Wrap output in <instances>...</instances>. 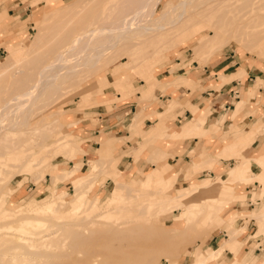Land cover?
<instances>
[{
	"label": "rangeland",
	"instance_id": "obj_1",
	"mask_svg": "<svg viewBox=\"0 0 264 264\" xmlns=\"http://www.w3.org/2000/svg\"><path fill=\"white\" fill-rule=\"evenodd\" d=\"M1 1L2 0H0V2ZM70 1L72 0H54V3L48 4V0H31L29 2L24 0V7H31V12L23 17V20L27 22V27L25 28L26 31L18 30L13 35H5L10 41L13 42L15 39L17 41L15 44H10V50L13 51H9L3 46L4 52L0 54V64L10 55L15 61H19L23 57L25 52L24 49H27L33 38L36 36L38 26L45 13L59 7L61 2L62 4H66ZM182 1L183 0H161L160 6L154 16L159 17L162 12L168 13L171 7L178 5ZM259 1L260 0H257L256 3L260 4ZM255 7L257 8L259 6L255 5ZM1 10L2 7H0V11ZM257 13L259 16H264V6L263 8H260V11ZM174 15V13L171 14L172 17H175ZM10 22L16 24V19H12ZM206 28L207 29H205L203 24L193 26L192 32L197 35L195 39L190 40L187 38L186 41L181 42L182 44L179 45L174 41L172 42L173 47L171 45L167 46L169 50H162L161 52L156 53V58L149 60L151 65L148 73H153V75H156L159 80L158 86L155 90L156 94L154 93V96L146 97L143 93V90L148 87L147 83L149 82L141 75L144 69L142 71H137L136 69L129 67L128 64L132 58L130 55L126 54L127 52H123L122 56L118 54L110 59L111 63L113 60L114 62L112 64L110 63L111 65L106 71L98 73L92 78L82 75L81 78L83 82L77 84L72 92L65 95V97L72 95L70 96L71 98L67 97L68 100H62L57 107L48 110L47 115H52L53 113L58 112L59 116L57 115L56 118L63 124L58 129L59 132H57L58 130L56 131V136L55 132H47L48 137L46 138V133L45 136L38 135L37 137H33L36 142H44V148L42 147L39 150V156H44L42 164L33 165L25 172L16 176L9 184L10 191L6 189L0 192V212L7 208H21L14 211L12 214H0V264H14L12 257L16 255L18 256L22 253H26L31 258H38L36 261H31L28 264H90L93 256L99 257L100 262H98V264H147L149 260H151L150 264H195L197 253L201 252V254L208 256L209 254H214L222 249L221 247V249L219 248L214 252H209L208 248L204 249V242L211 233L220 228L225 222L229 224L227 230L229 238L234 236V239L231 242H229V239L224 244L226 246L225 251L228 250L229 252H234V241L237 235L244 232L248 223L255 217L251 214L245 216L244 219H241L236 225H231L230 220L237 214L232 211V208L236 203L231 202L227 208V202L236 199L234 194L237 193L238 189H235V185L236 188H239L241 187V183L248 184V182L233 180V182L229 183L230 189H224L222 186H217L220 174L211 177L212 175L208 172L203 173L199 175V178L207 179L206 183L208 185L210 184L205 191H212L204 193L201 189L203 198L198 201L201 198V195L197 194L193 197L192 201L198 202L189 203L187 201L188 197L183 198L182 200H173L172 190L170 188H173V192L176 195H191V193L196 191L193 190L188 193L181 189V191H177V193L175 192V184H173V182L179 173L180 166L171 172H166L165 181L162 183H151L150 172L155 174L152 169L159 166L160 161L157 156L163 149L154 151V154L158 153L156 156H152L155 159L151 156L150 158L152 159H148L154 167L144 171L145 173L143 177V172L137 173L136 178L134 179L133 175L126 172L123 173L117 168L118 162L123 157L117 156L120 158L119 161H114L115 159L112 160L110 154L111 152L115 153L114 148L116 143H112L110 146L109 142L103 139L99 142V151L98 149L95 151L96 153L98 152L97 158L94 160L88 158V164L86 161H84V165L82 164L84 159L83 155L87 154L82 148L83 141L79 136V132L83 126L78 121L85 117L84 113L86 110L95 106L94 103L100 104L105 102V99L102 101L101 99L96 98L104 91L112 93V101H109L108 104H106L108 108H110L113 103L119 104L125 101H130L136 93H143L144 100L147 102L158 101L159 94L165 96V93L169 89L187 85V80L189 79V75L186 74L177 77H165L160 80L167 74L166 71H169L170 74H180L187 70L185 67L193 62L197 63L198 67L202 68L204 65L208 64L213 57L224 52L236 54L237 57L243 61L242 64L255 65L258 67L264 66V52H261L256 56L253 54L254 52L250 50L248 51V49L251 48L249 46L252 45V43H250L248 39H245V37H239L240 39L236 38L237 40H235L234 37H226L227 39L219 38L212 43L214 46L209 49V52L207 51V53H205L206 55L203 54L202 56L201 54H194L192 50L205 42L207 37L212 34L210 28L208 26H206ZM257 31L259 33L263 32L264 34V24L260 26ZM263 34L261 36H263ZM19 35H21L20 40ZM239 40L240 42H238ZM246 40H248L249 44ZM244 44H248L249 46L247 45L248 47H246ZM258 46L264 49V37L260 39ZM151 69H154V71ZM10 78L11 76L8 74L6 77L0 79L1 101L2 97H6V94L8 96L9 89L6 90V88L10 85ZM106 82H112V84L108 85L104 91H101L103 88L102 85H105ZM118 82H122L121 85L114 88L115 84ZM129 84L135 86L142 85L137 88L132 97L119 100L118 95L125 97V88ZM87 86H89V89L83 91ZM4 89L8 92H3ZM170 104L171 101L169 100V107ZM172 108L173 106H171V109ZM161 117L163 116H159V120H161ZM153 131H151L150 134ZM166 133L167 132L160 130L162 137H165ZM138 136L141 137L140 135L134 137ZM253 136L254 134L251 136L250 142L253 141ZM145 137L146 136L141 138L145 140V143H150L151 136L149 138ZM68 140L70 142H67ZM73 144L75 146L77 144L80 149H77ZM1 145L3 144H0V147H2ZM137 145L141 146L142 144L139 142ZM156 151L157 153H155ZM191 157L192 162L197 163L201 167L197 173L204 169H213L215 163H211V157L200 154V158L197 159V157H195V152ZM153 159L155 160L154 162L152 161ZM79 162L82 163L79 164ZM245 163L246 160L237 161V164L235 161V163H231L230 166L236 164L235 167L237 166L238 169L241 170ZM160 165L164 166L165 164L160 163ZM76 167L81 168V171L76 177H73L70 173L75 170ZM114 172L119 174L121 182H125L127 185L125 189L122 190L121 187L117 188V182L114 181L116 179ZM68 173L70 178L64 177L55 185H52L51 181L53 179H60L63 175ZM221 176V178H225L226 173L224 172ZM90 180L91 183L87 184ZM108 180H110L111 183L108 182L107 184ZM187 180L189 181V177L186 178V181ZM248 180L249 182H254L260 180V178L258 175L253 176L250 174ZM85 181H87V183ZM202 181L198 184H201ZM144 182L147 183L144 185ZM170 182H172L171 186L168 185ZM189 182L192 183V181ZM80 184L81 186H84L82 189L86 192L83 200L89 201L86 202L83 208L76 211L72 209H75L77 204L68 201L74 199L75 191L79 188ZM201 187H203V185ZM212 187H214V189ZM130 188L135 189V192L130 193ZM115 189H117L116 191H120L117 192V195L118 197L122 195V201L113 205L112 208L114 210L107 213L110 209L106 208L109 205L108 200L111 198ZM147 189L158 193V195L155 197V200H149V203L156 205L152 208L144 209L146 210L144 211L142 208L146 205L145 197H148L147 191L150 193ZM159 189L162 190L161 193H159ZM138 190H140V192L146 190L143 193L147 196H143V193H138ZM257 190L258 187L251 193L255 192L259 195L262 190L261 186L259 187L258 192ZM60 193L64 194L62 195ZM66 193L67 195L65 196ZM64 197L67 201H64ZM94 200L96 206L99 207L95 212L91 207L92 201ZM217 200L225 202L222 208H218L219 203ZM60 201L62 203H67V207L60 211L50 213L48 207L42 208L39 212H36L33 209L25 210L26 207L34 204L41 205L45 203L53 205ZM183 201L185 204L178 210L171 209L164 215H156L158 212L161 213L166 205L173 208L177 205L183 204ZM195 204H197L200 209L198 207L190 206ZM244 205L246 204L244 203ZM252 208L260 209L261 206H258V203H254ZM152 214L153 216L151 217ZM181 214L182 218L180 217ZM155 215L157 217H155ZM37 216H42V219L49 220L46 228L40 229L43 234L56 232L55 237H57V239L50 249H46L38 242H36L35 247H30L27 245L23 246V242L18 241L19 236H28L23 231L18 230L20 224L26 219ZM188 217L191 218V220L185 222V218ZM255 219L257 220V223H262L264 225L263 218L258 217ZM256 234H262L264 236L263 227L256 230L254 235ZM254 235H252L251 238ZM243 236L245 241L243 247H247L246 250L250 249L253 253V250L259 247L260 242H256V245L254 244L249 248V245H246L249 234L245 231ZM225 239H227V237ZM21 247H23L24 250H22ZM252 259H255L256 263L262 264L264 260V249L262 251H256V253L253 254ZM217 261L218 259L209 256V259L203 264H218ZM234 263H236V261H233L231 264ZM17 264L24 263L21 261Z\"/></svg>",
	"mask_w": 264,
	"mask_h": 264
},
{
	"label": "bare ground",
	"instance_id": "obj_2",
	"mask_svg": "<svg viewBox=\"0 0 264 264\" xmlns=\"http://www.w3.org/2000/svg\"><path fill=\"white\" fill-rule=\"evenodd\" d=\"M256 1L183 0L178 5L171 7L168 13L162 12L159 17L154 15L160 6L161 0H72L66 4L61 2L59 7L46 12L38 26L36 36L27 49H24L23 57L19 61H15L10 55L0 64V79L8 74L11 76L9 87L7 86L6 88L4 86L6 90L9 89V92L5 91V89L3 91L5 93L8 92V96L6 94V97H2V101L0 99V144L5 145L0 147V192L6 189L10 191L9 184L16 176L33 165L42 164L44 156H39V150L44 146V142H36L33 137L38 135L45 136V133L46 135L48 134L47 132H55L56 136V133L59 132L58 129L63 124L56 118L58 112L47 115L48 110L57 107L62 100H68L67 97L72 96L68 95L65 97V95L75 89L77 84L83 82L82 75L92 78L96 74L106 71L114 62L113 60L111 63L110 59L115 55L120 54L122 56L123 52H127L126 54L132 58L128 66L137 71L144 69L141 74L144 76L150 69L149 60L156 58V53L162 50H169L167 46H172L174 41L179 45L182 44L181 42L186 41L187 38L190 40L195 39L197 35L192 32V27L198 24H203L205 29L208 26L212 34L207 37L205 42L192 50L196 55H206L205 53L209 52V49L214 46L213 42L219 38L227 39L228 37H234L235 40L239 37L248 39L252 45H248V40H246L248 44L244 45L251 47L248 51L254 52L253 54L256 56L264 52V49L258 46V42L264 37V34L257 31L264 24V16H259L257 13L260 8H263L264 0H260V4L256 3ZM52 3H54V0H48V4ZM255 5L259 7L256 8ZM173 13L175 17L171 16ZM262 34L263 36H261ZM88 87L83 91L89 89ZM156 131L159 130L155 129ZM67 142L70 141L68 140ZM73 146L75 145L73 144ZM75 147L80 149L77 144ZM162 149L161 154L159 153L157 156L160 163H163L168 157L165 149ZM157 154L154 155L156 156ZM154 159L152 160L153 162L155 161ZM112 160H114L113 156ZM160 163L158 167L152 169L155 174L150 172V178L153 181L151 183H162L165 181L166 172L171 170V165L165 164L161 166ZM80 171L81 168L76 167L75 170L71 171L70 175L76 177ZM114 173L116 175L114 181L117 182V188L125 189L127 187L125 182H121L119 174ZM237 173V169L228 172L227 180L224 181L222 186L224 189H228L229 183L238 177ZM64 177L70 178L69 173L63 175L60 179H53L51 181L52 185H55ZM87 181L85 182L87 183ZM206 182L207 180H204L203 187L200 188L204 193L212 191H205L210 185ZM240 182L242 181L240 180ZM90 183L91 180L87 184ZM145 183L147 182H144V185ZM171 184L172 182L168 185L171 186ZM82 187L84 186L80 184L75 191L74 199L68 201L77 204L75 209L70 208L72 210L77 211L83 208L86 202L89 201L83 200L86 192ZM170 188L173 200H182L190 195H176L173 192V188ZM212 188L214 189V187ZM116 190L113 191L111 198L108 200L109 205L106 208L110 209L107 213L114 210L112 208L113 205L122 201V195L119 198L117 195L119 190ZM129 190L130 193L135 192L133 188ZM145 191L142 190L140 192L138 190V193L141 194ZM161 191L159 189V193ZM60 194L63 195L64 193ZM145 195L143 193V196ZM147 195L148 197H145L146 205L142 210L156 205L149 203V200H155L158 193L153 191L149 193L147 191ZM63 199L67 201L65 197ZM217 201L219 203L218 208H222L225 203L220 200ZM184 204L185 202L183 201V204L173 208L166 205L165 209L156 215H164L171 209L178 210ZM190 206L199 208L197 204ZM46 207L51 213L66 208L67 203L60 201L53 205L45 203L41 205L34 204L26 207L25 210L33 209L39 212V210ZM91 207L94 212L99 209L95 204V200L92 201ZM18 209L21 208H7L0 214H12ZM156 215L155 217H157ZM180 217L182 218V214ZM244 217L245 215L236 214L230 220L231 225H236ZM261 218H263L264 222V217ZM190 220L191 218L189 217L185 218V222ZM48 221L42 219V216L26 219L20 224L18 230L23 231L28 236H19L18 241L23 242V246L27 245L30 247H35L36 242H38L46 249H50L57 239L55 237L56 232L43 234L42 230H40L46 228ZM258 237L264 236L256 234L251 239L256 240ZM233 239L234 236L230 238L229 242ZM259 242L261 243L262 241ZM21 249L24 250L23 247ZM225 249L226 246L224 245L221 250L208 256L201 254V252L197 253L195 264L205 263L209 256L219 259ZM12 258L14 264L21 261L24 264H28L38 259L31 258L26 253ZM98 262H100L99 257L93 256L90 264H98ZM150 263L151 260L147 264ZM262 264H264V260Z\"/></svg>",
	"mask_w": 264,
	"mask_h": 264
},
{
	"label": "crops",
	"instance_id": "obj_3",
	"mask_svg": "<svg viewBox=\"0 0 264 264\" xmlns=\"http://www.w3.org/2000/svg\"><path fill=\"white\" fill-rule=\"evenodd\" d=\"M0 7H2L0 11L1 54L4 52L3 46L13 51L10 50V44H15L17 40L12 42L5 35H13L18 30H25L27 22L23 20V17L31 12V7H24V0H2ZM12 19H16V24L10 22ZM242 62L236 54L224 52L213 57L202 68L193 62L180 74H170L166 71L167 74L160 80L186 74L189 75V79L187 85L169 89L165 96L158 93V101L147 102L143 96V93L146 97L156 94L159 80L153 73H146L143 76L149 81L146 82L148 87L143 90V93L134 95L142 84L139 86L129 84L125 88V97L118 95V99H127L134 95L133 99L119 104L113 103L110 108L106 104L112 101V93L105 92L104 89L112 82H106L102 85L101 91L104 92L96 97L102 101L105 99V102L94 103L95 106L86 110L85 117L78 121L83 126L79 136L83 141L82 148L87 154L83 155V163L79 162V164L84 165V161L87 163L88 158L90 160L97 158L98 152L95 151L97 149L99 151V142L103 139L108 141L110 146L116 143L115 153L109 154L113 156L114 161L120 160L117 156L123 157L118 162L117 168L123 173L133 175L134 179L137 173L143 172V177L144 171L154 167L148 159L154 155L155 150L164 148L168 157L163 163L171 165L169 172L180 166L179 173L173 182L175 192L181 189L188 193L196 190L187 198L189 203H196L203 198L200 188L207 179L199 178V175L208 172L212 175L211 177H215L220 174L217 186H223L228 172L237 169L238 177L234 181L241 180L248 184L241 183L239 188L235 185V189H238L234 194L236 199L228 201L227 208L231 202H235L232 208L234 213H246L241 214L245 216L253 214L255 218L264 217V66L258 67L242 64ZM151 70L154 71V69ZM121 83L115 84L114 88L119 87ZM171 106H173L172 109ZM159 116H163L161 120ZM155 129L159 131L155 132ZM160 130L167 132L165 137L161 136ZM151 131L153 132L150 134ZM253 134V141L250 142ZM136 135L143 138L151 136L150 143H145V140L139 136L134 137ZM139 142L141 146L137 145ZM194 152L197 159L200 158V154L211 157V163H215L213 169H204L197 173L201 167L192 162L191 156ZM241 160H246V163L239 170L235 165ZM235 161L236 164L230 166ZM224 172L226 177L221 178ZM250 174L258 175L260 180L249 182ZM188 177L193 184L186 181ZM201 181L202 183L198 184ZM108 182L111 183L110 180L107 184ZM259 184L261 193L259 195L255 192L251 193L257 187V192L259 191ZM227 187L230 189L229 186ZM197 194H200L201 198L198 201H192ZM254 203H258L261 208H252ZM255 218L246 227L245 231L249 234L246 245L250 248L256 245V242L262 241L259 247L255 248L253 253L250 249L246 250L247 247H243L244 231L237 235L234 241V252L226 250L218 259V264H231L233 261H236V264H258L252 258L256 251L264 249V237L251 239L255 231L263 227V224L257 223ZM228 228L229 224L225 222L211 233L204 242V249L208 248L209 252L221 249L230 239Z\"/></svg>",
	"mask_w": 264,
	"mask_h": 264
}]
</instances>
